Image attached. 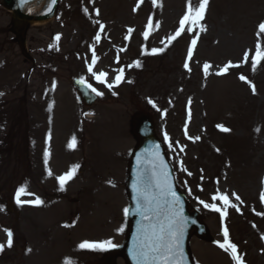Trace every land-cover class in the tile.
Listing matches in <instances>:
<instances>
[{"label":"rangeland","instance_id":"374dc122","mask_svg":"<svg viewBox=\"0 0 264 264\" xmlns=\"http://www.w3.org/2000/svg\"><path fill=\"white\" fill-rule=\"evenodd\" d=\"M189 3L193 9L199 6V0H156L155 4L153 0H59L53 20L46 25L27 24L30 58L25 59L13 42L11 14L0 2V103H14L23 95L28 134L38 146L44 128L40 96L57 103L55 126L75 129L69 80L84 74L81 77L104 93L93 108L96 117L84 128L87 131L91 126L103 141L126 149L134 143L130 116L150 106L157 113V130L178 182L206 216L212 237L222 243L227 228L243 264H264V59L255 71L251 61L257 43L264 48V34L257 36L258 25L264 22V0H208L204 18L195 25L186 23L185 31L169 43ZM188 27L193 30L187 31ZM145 31L149 32L147 39ZM189 47H193L190 58ZM153 49L163 51L153 53ZM246 51L249 59L244 63ZM229 62L240 66L217 75ZM87 63L97 73H107V83L116 81L119 69H123L122 79L109 89L91 72L85 73ZM206 63L210 65L207 72ZM241 75L255 85V94L249 83L239 79ZM69 112L73 119L62 121ZM9 126L0 114V147L9 146L4 139ZM66 133L56 132L54 137ZM11 142L21 145L19 138ZM15 147L9 146L8 156L0 153V202L8 199V185L21 178ZM110 164L114 173L122 172L119 160ZM12 175L15 179H8ZM219 192L230 196V205L235 207H226L219 198L212 200ZM201 201L226 209L223 220L220 212L205 208ZM6 241L4 234L0 243ZM191 247L199 264H235L230 252L215 249L216 245L194 238ZM0 257V264H9L5 252Z\"/></svg>","mask_w":264,"mask_h":264},{"label":"snow or ice","instance_id":"6c2138e0","mask_svg":"<svg viewBox=\"0 0 264 264\" xmlns=\"http://www.w3.org/2000/svg\"><path fill=\"white\" fill-rule=\"evenodd\" d=\"M56 0H52V3H55ZM21 3H26V0H21ZM153 3H156V0H153ZM208 4V0H199L198 8L193 9L191 4L188 5V12L185 16L180 20V28L176 31L175 35L168 37V42L171 43L177 37L181 35L183 31H185L186 23L198 24L200 20L204 18V13L206 10V6ZM87 11V10H85ZM151 26V18L149 27ZM103 27V26H101ZM193 29L191 27L187 28V31L191 32ZM132 30L129 29V32ZM261 34H264V22H261L258 25L257 36L259 37ZM144 38L147 39L149 36V32H144ZM56 39H59L57 37ZM99 39V36H97ZM127 39V37H126ZM196 44V39L192 40V46L194 47ZM193 47H189L188 56L189 58L192 56ZM158 51H163V49H153L152 52L156 53ZM249 59V53L246 51L244 53V63H246ZM264 59V48H262L261 44L258 42L256 45L255 54L251 57L252 61V69L255 71L258 63ZM95 55L93 56V64L95 63ZM93 64L88 66L89 72L92 73V76L97 80L98 83L105 84L109 89L113 87V83H117L122 79L123 69H119V75L117 76L116 81L113 83H107L106 77L107 73L105 72H93ZM136 66H140V62H135ZM240 65H233L231 62L224 65L220 71H218L217 75L227 74L230 68L239 67ZM184 67L188 69V63L185 62ZM210 65L207 63L204 65V70L207 72ZM240 80L249 83L252 88L253 93L255 94V85L251 84L250 81L244 75L239 77ZM83 83V79L81 80ZM91 87V85H88ZM92 92H94L97 96H103L104 93L98 91L96 88H92ZM115 95V93H113ZM2 95V93H0ZM149 103H152L149 100ZM155 106V105H153ZM218 127L222 131H230L223 126L218 125ZM198 139V137H197ZM165 140H168L167 135H165ZM75 141V137H73V142ZM73 144H70L69 147H73ZM47 151L45 152V162H47ZM152 164V179L150 181H145L142 175H138L137 180L133 184V189L137 194V213L141 217V223L138 224L137 229V243L136 247L132 252L133 258L136 260V264H182L183 253L181 248V242L183 237V217L180 214V200L177 197L176 193L172 190V186L168 181L167 172L165 171V165L163 161L159 158V153L155 154V158L151 162ZM78 165L73 166V168L67 172L66 174L57 177V180L60 184V190H64V186L68 180H71L75 175V169L78 168ZM51 175V172L48 173ZM191 175V173H189ZM22 195H32L31 193H27L24 187L17 189L16 192V203L18 205L22 204H34L41 205L43 203L38 197L34 200L24 201L21 200L20 197ZM235 195V194H234ZM221 199L224 205L235 207V205H230V201L227 196H221L220 193H217L212 197V200ZM239 200V197H235ZM261 200L264 201V192L261 193ZM205 208H210L213 211H218L221 213V219L223 220L225 211H221L216 204L204 203ZM129 209L125 208V215L128 214ZM239 211V209H237ZM117 231L123 232V228L118 229ZM6 234L8 237L7 246L11 247L13 244V233L10 230H6ZM223 242L217 241L218 246L225 252H230L232 260L235 264H243L242 257L237 254V246L230 242L229 233L227 228L223 229ZM264 239V237H262ZM80 250H106L108 248L117 247L111 240H104L99 242H90L83 241L78 246ZM4 245H0V250H3ZM30 251V249H29ZM64 264H71L70 260H65Z\"/></svg>","mask_w":264,"mask_h":264},{"label":"water","instance_id":"95a60500","mask_svg":"<svg viewBox=\"0 0 264 264\" xmlns=\"http://www.w3.org/2000/svg\"><path fill=\"white\" fill-rule=\"evenodd\" d=\"M5 2H6V0H5ZM14 2L16 3L15 0H7L6 4L11 6V7H14ZM16 13L18 15H21V13L18 10L16 11ZM135 200H136V208H135V213L133 214V229H132V230H135V233H133L132 236H137L138 224L141 223V217L136 211V209H137V198H135ZM181 248H182V242H181ZM182 253L184 254L183 250H182ZM133 264H135V259H133Z\"/></svg>","mask_w":264,"mask_h":264},{"label":"bare ground","instance_id":"6f19581e","mask_svg":"<svg viewBox=\"0 0 264 264\" xmlns=\"http://www.w3.org/2000/svg\"><path fill=\"white\" fill-rule=\"evenodd\" d=\"M15 3V2H14ZM37 3H41L42 4V1H39V0H37ZM40 4V5H41ZM35 5H37V4H35ZM31 6V5H30ZM35 7H37V6H35ZM33 24H38V22L37 21H33Z\"/></svg>","mask_w":264,"mask_h":264}]
</instances>
